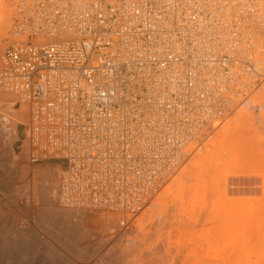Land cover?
<instances>
[{"label":"bare ground","instance_id":"bare-ground-1","mask_svg":"<svg viewBox=\"0 0 264 264\" xmlns=\"http://www.w3.org/2000/svg\"><path fill=\"white\" fill-rule=\"evenodd\" d=\"M92 1L75 0L74 3L83 4V10L90 13L87 17L90 27L100 29L106 25L107 28V19L97 15L99 8L105 10L103 4L106 5L107 0H97L98 6ZM120 1L127 3L129 0ZM140 1L161 6L162 10V5L165 7L162 17L166 23L165 30L176 32L172 42L174 56L165 67L152 60L151 35L159 32L156 27L158 20L153 22L154 19H150L151 24H148L151 34L145 42L142 40L145 31L131 30L123 32L120 39H111L107 44L111 47L106 51V44L100 40L95 45H87L90 51V85L87 81L81 84L90 95V127L74 128L67 121V108L54 113L52 105L34 99L31 88L35 87L34 84L28 82V87H24L15 75L8 77L11 83L16 84L15 88L5 86L0 89V205L5 201L15 213L13 218H3L5 214H0V260L18 262L32 251L23 229L27 230L26 220L37 219L43 221L44 229L49 228L55 239V245L52 240L53 253L56 252L52 257L53 264H76L74 256H84L89 250L90 264H129L126 262L128 249L122 250L118 246L120 237L125 236V241L130 244L141 245V241L149 236L140 230L142 237H138L140 226H146L157 216L160 221L167 219L163 210L168 207L167 199L170 197L173 196L174 204L184 201L185 184L180 178L160 193L157 202L159 212L143 215L155 198L156 190L189 153L194 152L205 131L227 117L264 83V0ZM14 5L16 14L21 0H15ZM67 12L69 16L74 15L69 10ZM131 12L130 16L134 18ZM12 30L11 27L9 44L0 55V62L12 44ZM75 39L78 38L73 34L63 36L58 32L48 37L43 46L47 50L48 45L72 43ZM3 47L0 42V52ZM160 56L164 57V54ZM94 60L98 63H92ZM81 73L80 64L64 66L55 58L49 62L42 87L50 88L48 93L54 96L65 79L74 83L79 76L81 79ZM155 78L158 79L157 85H154ZM236 80L247 86L239 91ZM16 99L21 100V108H14L12 100ZM48 114L55 118H49ZM83 123L86 124V120ZM24 124L33 127V139L22 145V151H27L29 156L27 159L30 158L34 164L37 149L50 147L53 149L49 156L75 160L72 172H67L62 160L64 166H59L57 175L39 168L36 174L40 179H36L33 171L31 176L11 145L5 143L4 146V141L2 144V130L14 129L12 131L18 136V128ZM231 129L229 126L224 128L227 138L222 143H228L226 141L232 138ZM201 130H204L202 134ZM251 135L245 134L250 137V140L249 137L246 139L250 145L254 139ZM48 141H56L58 145H50ZM230 141L232 143L233 140ZM222 145L225 147L226 144ZM230 145L225 150L231 158L238 152L243 153L242 150L246 152L247 144L242 148L241 145ZM212 146L214 154L207 160L210 169L204 168V171L213 177L215 172L221 175L219 184L222 185L226 178L216 161L223 158V150ZM200 164L196 161L192 166L197 168ZM185 173L186 177L194 176L195 171L188 169ZM199 176L201 180V175L195 178ZM194 185L190 188L194 187L196 191L193 188L192 193L189 191L185 197L199 200L203 192L199 185ZM90 213H100L103 217L106 214L101 229L108 227L112 232L103 236L92 232L84 225ZM193 214L194 211L186 209L170 215L165 221L183 224L192 220ZM29 227L30 230L34 227V231L40 234L36 229L38 225ZM164 246L162 241L150 252H160ZM62 247L71 255H60ZM147 257L146 264L153 263L150 254ZM199 264L213 263L205 261Z\"/></svg>","mask_w":264,"mask_h":264},{"label":"rangeland","instance_id":"rangeland-1","mask_svg":"<svg viewBox=\"0 0 264 264\" xmlns=\"http://www.w3.org/2000/svg\"><path fill=\"white\" fill-rule=\"evenodd\" d=\"M14 4L15 0H0V42L4 45L0 55L3 54L7 44H9L10 30L15 14ZM7 22H9L8 25ZM249 98L242 101L227 117L216 122L209 130L205 131L201 141L195 146L194 152L191 151L169 179L162 182L156 190L155 198L150 207L143 212L144 214L142 213L144 216L158 213L160 206L158 208L157 202L158 197L160 198V193L177 179L182 178L185 184L184 193L187 195L193 191L194 187L190 188V186L197 184L199 188L201 187V192H203L201 198L199 200H190L191 197L188 198L182 194L184 201H178L174 204L171 200L172 196L167 199L168 207L163 212L168 219L170 215L182 213L187 209L194 211V214L191 216L192 220L180 224L181 222L165 221L167 219L160 221L159 216L157 218L154 217L152 221H148L149 224L146 223V226L141 225L138 230V237L141 236L140 230L144 231V233L146 232L147 236H149L141 241V245H134V243L132 245L125 241V236L120 237L119 241L121 240L122 244L119 242L118 246L122 250L128 249V252H126V262L129 264H146L147 255L150 254V259L153 261L151 264H199L205 261L213 264H264V83ZM243 117L246 119H243ZM228 126L232 128V135L230 136L233 141L231 143V139H229V141H226L228 143H222V140L227 138L224 128ZM243 127L245 130L243 129L244 131H241L242 134L240 133L241 135H239ZM5 130H2L4 131L2 144L4 141V146L11 145L12 151L24 166V169L29 170L28 173L30 175L31 171H33L36 179H40L36 174V169L39 170V168L48 170L54 176L58 174L59 166L63 165L62 160L55 159L41 163L35 162L33 164L30 158L27 159L29 157L27 156V151H22V141L25 139V127L23 125L18 128V136H15L16 132L12 131L14 129L9 128ZM245 134L249 136L252 134L251 138H254V142L251 139L252 145L249 142L247 143L246 139L249 136L247 137ZM243 135L246 138L242 137ZM238 141H241L240 144ZM221 143L226 144V148L230 144L234 147H240L239 145H241V148L242 145L245 146L247 144L245 147L246 152L244 153L245 150H242L243 153L238 152L231 158ZM211 144L216 147L219 146L218 148L222 147L220 149L223 150V158L216 161V164L221 167L220 170L223 168L222 172L226 178V183L222 185L219 184V180L222 179L220 178L221 175H216L217 172H215L213 177V175H206L204 171V168L205 170L210 169V164L208 163L209 157L214 154ZM250 147L254 148L251 153ZM196 161H199L201 164L199 167L193 168L192 165ZM64 164L65 168H67L68 163L65 161ZM188 169L195 171L194 176L187 175L188 177H186L185 171ZM196 175L206 176H202L201 180L200 176L199 178L196 177L198 181L195 178ZM217 187L221 190H217ZM16 191L18 190L16 189ZM194 191H196V188H194ZM176 194L178 195L179 192ZM2 203L4 205H0V214H5L3 218L7 216L13 218L15 214L14 209L6 205L5 201H2ZM113 213L117 214V212ZM105 216L103 217L100 213H90L84 221V225L86 224L98 236L108 234L112 232L108 227L101 229L104 226L102 225L104 223L102 219ZM21 218L24 217H20L19 219ZM35 220H26L28 231L23 229L27 237L26 240H28V245L32 247V249L30 247L29 249L32 251L26 253L25 258L18 262L3 259L0 260V264H53L52 257H54L53 255L56 252L53 253L52 246L55 245V239L52 237L49 228L44 229V225H42L44 224L43 221ZM152 223H154V226L151 225ZM32 224L36 227L38 225L39 228L36 229L42 236L34 231V227L33 230H30L29 226ZM42 228L44 230H41ZM49 233L51 234L49 235ZM40 240H42V243ZM52 240L54 245L52 244ZM162 241L165 243L164 248L160 252L151 253ZM33 247L36 252L33 250ZM43 248L44 250H42ZM31 252L34 256L29 254ZM60 255L69 256L71 253L62 247ZM28 256L29 259L27 260ZM89 257L90 250L84 256H74V260L76 264H90ZM84 258L85 261L83 260Z\"/></svg>","mask_w":264,"mask_h":264},{"label":"built area","instance_id":"built-area-1","mask_svg":"<svg viewBox=\"0 0 264 264\" xmlns=\"http://www.w3.org/2000/svg\"><path fill=\"white\" fill-rule=\"evenodd\" d=\"M74 1L21 0L20 8L17 6L13 20L12 44L7 50V55L0 62V89H4L5 86L16 87V84L11 83L8 78L13 75L18 78V81L24 87H28V82H31L35 86L34 88L31 86L35 96L34 99L52 105L55 108L54 113H58L57 110L67 108L65 114L67 115V121L70 122L69 124L74 128H81L83 125L90 127V95L81 84L87 81L90 85V51H88L87 45H95L100 40L106 44V48H104V51H106L111 47L107 45L111 39H120L123 32L131 30L138 33L145 31L146 35L142 38L145 42V39H148L151 34L150 25H148L151 24L150 19H154L153 22L158 20L156 27L159 32L156 31L153 36L151 35L152 49H154L151 57L158 65L165 67L168 60L174 56L172 42L176 32L165 30L166 23L162 19L165 15L163 5L162 10L161 6L147 5V2L143 3L140 0H129L127 3L120 0H107L106 5L103 4L105 10L99 8L97 13L98 16L107 19V28H105V25L100 29H93L87 21L90 13L83 10V4H76ZM96 1L93 0L92 2L95 6H98ZM158 4L161 5V1ZM68 10L74 15L69 16ZM130 12L134 18H131ZM136 16L140 18L135 19ZM58 32H61L63 36L73 34L78 39H75L72 43H54L48 45L47 50H45L46 47L43 46V42ZM161 54H164V57H161ZM55 58L57 63L62 62L64 66L80 64L82 73L81 79L79 76V79L74 83H70L68 79H65L61 89L56 91L54 96H51L48 93L51 89L42 87V83L46 81L49 62ZM92 63L96 64L98 62L94 60ZM6 79L8 80L7 83ZM157 83L158 79L155 78L154 85H157ZM245 86L247 85L239 84L236 80V87L239 91ZM12 101L15 109L21 108V100ZM48 117L55 118L50 114H48ZM84 120H86V124L83 123ZM193 124L196 125V122ZM23 126L25 127V139L22 141V145L23 142L33 139V127L28 124ZM71 142L74 143L75 140ZM48 144L58 145L56 141H48ZM52 149L50 147H47V149L39 147L37 156L34 158L35 162L63 160L68 163V167L65 168L67 172H72L76 165L75 160L64 156H49Z\"/></svg>","mask_w":264,"mask_h":264}]
</instances>
